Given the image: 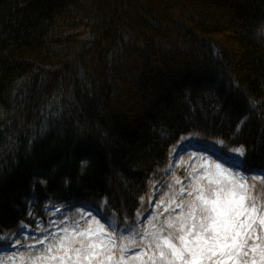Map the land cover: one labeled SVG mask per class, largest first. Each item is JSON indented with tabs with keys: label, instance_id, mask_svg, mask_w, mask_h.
I'll return each mask as SVG.
<instances>
[{
	"label": "trees",
	"instance_id": "16d2710c",
	"mask_svg": "<svg viewBox=\"0 0 264 264\" xmlns=\"http://www.w3.org/2000/svg\"><path fill=\"white\" fill-rule=\"evenodd\" d=\"M190 135L242 149L264 203V0H0V238L99 206L139 242L181 212L144 205L153 190L192 199L169 169Z\"/></svg>",
	"mask_w": 264,
	"mask_h": 264
},
{
	"label": "snow or ice",
	"instance_id": "6c2138e0",
	"mask_svg": "<svg viewBox=\"0 0 264 264\" xmlns=\"http://www.w3.org/2000/svg\"><path fill=\"white\" fill-rule=\"evenodd\" d=\"M235 154L243 158L245 152L236 149ZM214 167L207 185L194 182L188 192L193 198L176 204L181 212L166 218L155 231L145 230L139 242L121 237L128 243L117 245L112 232L104 239L105 226H114L101 216L104 223L97 221L96 229H73L71 236L61 237L41 255L30 257L31 264H129V259L139 264H264V203L258 205L251 194L254 186L248 180L252 169L242 160ZM259 176L264 178V170ZM96 211L103 209L97 206ZM87 212L92 215L91 209ZM0 240L10 247L20 243L18 237L14 242L8 237ZM133 247L139 253L129 258L127 253Z\"/></svg>",
	"mask_w": 264,
	"mask_h": 264
},
{
	"label": "rangeland",
	"instance_id": "374dc122",
	"mask_svg": "<svg viewBox=\"0 0 264 264\" xmlns=\"http://www.w3.org/2000/svg\"><path fill=\"white\" fill-rule=\"evenodd\" d=\"M222 147L221 141H215L210 143H204L200 140L199 136L190 135L185 137L177 147H175L171 154V161H170V171L174 172L179 168H186L187 177L182 180V185L178 195L184 196L188 195V192L192 190V186L194 182L199 181L201 185L208 184V174L215 172L214 165L216 163L223 162V165L227 167L230 164H235L239 158L235 154V150L231 151L228 157L221 156L220 151ZM156 191H152V195L144 198L143 203L144 205L148 204L153 209H157L158 206H162L164 210H171V211H178L181 210L176 206L179 202L178 200H162L157 201L153 194ZM193 198V197H192ZM176 201V204H175ZM175 204V206H174ZM174 206V207H173ZM141 211L140 218L141 220L144 217V213ZM93 215L95 219H93ZM97 221L99 223H103L100 218L99 214L96 211H92V215L89 213H85V220H81L77 225V227L68 229V232L65 233V229L62 231H56L53 235L48 239H43V244L41 243H31L29 244L31 247V251L27 253L26 258L24 255L20 254V249L23 245H16L15 247H5L0 251V264H31L29 258L41 255L48 244L56 243L61 237L68 235H72V230L75 229L76 232L81 231H88L91 229H96ZM156 228H153L152 231H155ZM109 231L107 230V225L105 226V235L104 239H108ZM257 234H260V229L257 228ZM29 236V235H28ZM93 239H95L93 237ZM8 253V254H7ZM7 254V255H6Z\"/></svg>",
	"mask_w": 264,
	"mask_h": 264
}]
</instances>
